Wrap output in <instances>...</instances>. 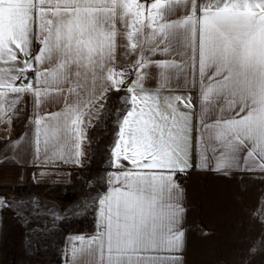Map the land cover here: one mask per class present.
I'll return each mask as SVG.
<instances>
[{"label": "snow or ice", "instance_id": "6c2138e0", "mask_svg": "<svg viewBox=\"0 0 264 264\" xmlns=\"http://www.w3.org/2000/svg\"><path fill=\"white\" fill-rule=\"evenodd\" d=\"M118 50L136 56L124 62ZM152 65L161 88L170 69L198 85L195 165L191 98L147 91ZM125 88L115 171L91 201L96 231L74 236L70 254L74 264H177L186 226L177 174L213 160L264 171V0H0V120L25 94L37 106L62 97L61 111L35 120L48 163L81 164L93 109Z\"/></svg>", "mask_w": 264, "mask_h": 264}, {"label": "crops", "instance_id": "0c3cea01", "mask_svg": "<svg viewBox=\"0 0 264 264\" xmlns=\"http://www.w3.org/2000/svg\"><path fill=\"white\" fill-rule=\"evenodd\" d=\"M38 47L39 45H34V50ZM133 56L136 54L122 56L119 50L117 53V59L124 62L132 60ZM175 58V55L165 56L160 53L152 57L156 61ZM126 71L127 80L135 81V69L129 65ZM144 71L147 73L144 80L147 91L159 90L161 98L169 95L191 98L194 106L192 162L197 164L195 141L199 102L198 85L190 83L193 76L186 69H170L168 82L161 88V84H164L160 76L161 69L152 65ZM33 76L34 73L29 71L27 78L17 83H27ZM124 93H127L126 88L119 92H109L104 107L100 109L97 104L93 109L94 114L91 123L87 124L86 140L83 142L86 155L79 165L58 160L48 163L43 150L36 152L35 120L40 116L61 111L64 107L62 97L54 96L37 106L34 98L25 94L16 110L8 112L4 119L0 120V264H5L6 257L9 256L6 245L11 244L14 219H11L12 207L20 206L29 195V189L34 187H61L67 191H75L77 197L82 193L81 224L77 229H70L64 237V264H74L70 254L72 238L77 235L88 237L96 231L97 212L91 203V170H94L97 164L99 169L103 170V184L98 195L106 191V177L115 171L110 167V153L118 131L117 117L123 110L122 107L116 108V103L127 96ZM95 140L101 143L100 148L108 150V156L103 163L100 158L98 163L92 161L93 157H96L91 152V144ZM187 172L188 179L184 182L179 180L180 174L176 177L184 190L182 203L186 208L185 242L183 249L175 253L177 264H188L190 256L195 253L209 254L210 259L235 260V245L239 240L233 238L232 230L264 229V171L247 170L243 165L239 168L217 170L213 160L207 168L194 166ZM85 202L87 207L84 206ZM13 228L19 227L13 223ZM242 235H245L247 240L240 244L248 246L245 253L248 256L243 258L249 259L251 245L261 242H251L250 233ZM219 254L226 256H218Z\"/></svg>", "mask_w": 264, "mask_h": 264}, {"label": "rangeland", "instance_id": "374dc122", "mask_svg": "<svg viewBox=\"0 0 264 264\" xmlns=\"http://www.w3.org/2000/svg\"><path fill=\"white\" fill-rule=\"evenodd\" d=\"M123 102V99L117 102L116 108H121ZM100 145L97 140L91 144V152L96 156L92 161L97 163L99 158L103 163L108 156V150ZM102 173L99 164L91 170V200L98 195L103 184ZM29 191L26 200L18 204L20 206L12 207L11 219L15 220L12 219L11 244L6 245L9 256L5 264H64L65 234L81 224L82 193L77 197L75 191L61 187H34ZM13 223L19 228L14 229ZM232 231L233 238L239 240L235 245V260L210 259L209 254L195 253L190 256L188 264H264V229ZM242 233H250L251 242H261L251 245L249 259L243 258L248 256L245 254L248 246L240 244L247 240Z\"/></svg>", "mask_w": 264, "mask_h": 264}, {"label": "built area", "instance_id": "2783aa9c", "mask_svg": "<svg viewBox=\"0 0 264 264\" xmlns=\"http://www.w3.org/2000/svg\"><path fill=\"white\" fill-rule=\"evenodd\" d=\"M188 179V172H186L185 174L183 175H179V180L184 182Z\"/></svg>", "mask_w": 264, "mask_h": 264}]
</instances>
